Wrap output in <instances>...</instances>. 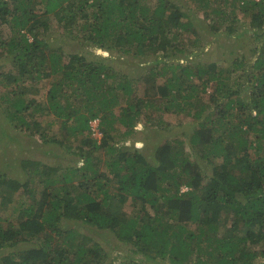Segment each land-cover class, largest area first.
<instances>
[{
  "label": "trees",
  "instance_id": "16d2710c",
  "mask_svg": "<svg viewBox=\"0 0 264 264\" xmlns=\"http://www.w3.org/2000/svg\"><path fill=\"white\" fill-rule=\"evenodd\" d=\"M187 1L195 14L179 15L175 0H0V49L17 69L3 70L0 84L20 85L24 77L51 84L45 99L5 97L8 122L38 136L33 141L44 156L59 145L78 158L65 167L22 158V180L0 174V250L33 244L13 255L18 264H264V0H218L217 6V0ZM237 11L250 20L259 46L247 66L244 56L233 61L236 74L228 84L216 62L198 60L217 40L200 36L192 20L199 14L197 19H205L199 29L228 36L235 33ZM54 22L69 26L93 49L87 55L49 49L38 33ZM97 50L137 62L121 73ZM94 54L106 61L90 60ZM183 58L190 60L181 64ZM209 86L210 102L218 100L214 117L210 102L201 99ZM183 91H190L184 99L194 111L185 114L194 121L186 132L160 139L162 121L151 117L154 134L142 128L141 147L110 144L106 133L98 145L87 141L93 120L99 127L118 123L128 130L154 105L184 112ZM28 103L41 117L50 116L51 124L30 131L35 120ZM58 121L65 126L61 139L50 136ZM149 136L160 139L156 147L148 146ZM72 137L76 143L69 144ZM102 152L112 157L115 185L102 183ZM3 191H21L24 198L13 204L22 205L15 222L4 213L12 204ZM110 241L117 247L111 258L103 246Z\"/></svg>",
  "mask_w": 264,
  "mask_h": 264
},
{
  "label": "rangeland",
  "instance_id": "374dc122",
  "mask_svg": "<svg viewBox=\"0 0 264 264\" xmlns=\"http://www.w3.org/2000/svg\"><path fill=\"white\" fill-rule=\"evenodd\" d=\"M173 1V0H171ZM176 4L179 3V10L178 14H190L194 13L196 11L193 10L194 7H190L188 5L187 0H175ZM219 1L213 2L214 6H217ZM189 6V11H188ZM192 8V9H191ZM192 15V14H190ZM237 15V21L234 22V28L235 33L232 35L224 36L220 35L218 37L210 36L205 30L199 29L201 26V22L205 21L203 17L200 15L201 19L199 18V14H196L198 16L196 19L192 20L193 26L199 31L200 36H207L212 40L216 41L215 44L208 45L204 50L201 51L200 56L198 57V60L200 62L205 63L207 66L208 64H211L213 62H216L217 69L223 72V76L227 75L230 79L225 80V83L229 84L230 80H233L235 73V66H233V61L240 58L241 56H244L243 63L245 66H247L248 63L252 62L253 60V52L254 48H258V44L255 43V40L251 34L250 31H255V28H251L249 25L250 20L243 17L240 12H236ZM193 17V16H190ZM184 19V18H183ZM2 33L4 35L8 34V30L5 26L1 28ZM77 32V30H76ZM225 34V33H223ZM39 38H43L50 44V48L57 49L63 51L66 54H78V55H87L85 54L86 50H92V47H89L88 45H85L84 40L81 37H76L75 33L71 32V29L69 26L61 27L55 22L53 23L51 28L48 29H40L38 33ZM259 43L261 41L259 40ZM48 49H45L47 51ZM4 51L0 49V74L7 70V67L9 69L7 71L15 73L17 72V69L14 68L13 65H11V61L13 59L10 58L9 55H6L3 53ZM58 53V52H56ZM102 54L104 57H109V64L112 66L115 71H120L121 73L128 72L129 64L137 62L135 59H132L130 57H125L120 53H113V55L110 56V54L106 52H101L100 50L96 51V55ZM119 57L121 59H119ZM88 58L92 61H106L105 59L95 56L94 55H88ZM171 59V58H170ZM148 60H152V57L148 58ZM174 61V59H171ZM190 58H183L181 59L180 63L184 64L185 62L189 61ZM64 62V61H63ZM10 66H13L10 68ZM4 70V71H3ZM3 74V73H2ZM18 77V76H17ZM232 77V78H231ZM3 78H8L7 75L4 74ZM0 82L1 81V75H0ZM19 84V83H18ZM14 84V83H2L0 84V174H6L11 178H17L19 180H22L23 172L19 169V161L22 158H31V159H39L45 160L48 164L57 165L59 164L62 167H65L67 165H76L78 158L74 155H70L69 152H67L62 146L55 145L51 147V150H53L51 153H48L46 156L42 154L43 150H40L38 148V145L34 143V141L38 142V136H36L34 139V135H31L30 132H24L20 131L19 129L15 128L14 125L17 124L16 122L14 125L9 124L8 119H10V110L8 109L7 112H5V108L8 106L6 103L3 104V99L6 97L10 101L15 99H21V95L28 96L29 98L34 97L35 99H38L40 97H43L45 99V95L50 88V81L40 79L38 81L31 80L30 77H24L22 83L20 85ZM232 88V87H231ZM137 88H135L136 90ZM135 95H139V91H135ZM193 91V88L191 89ZM207 92L205 94H201L202 101H206V103L210 102L209 96L211 95V87L209 86L207 89ZM201 89H198L197 93L200 92ZM194 92V91H193ZM185 97L191 98L190 91H183L180 95L179 102L181 103V106L185 109L184 112L180 114H176L173 110H166L165 104H163L161 111H159L158 107L156 105L145 108L143 110V117L139 120L140 124L136 125L134 129L131 128H125L121 126L118 123H113V126L111 129H106L105 127L100 126L99 127V121H97L96 125L90 124V132L89 137L87 138V141L92 143V141H95L96 144H100L101 138L104 136V134H109L111 137L109 139L110 144H124V145H131L136 144V147H141L142 144H144L143 139H140L138 137V132L142 128H147L150 133L148 135L154 134L152 131L153 123L150 122L148 119L151 117H157L162 121V124L160 123V128L157 129V134L160 136H169L171 133L176 132L175 134L184 133L186 132L187 128L191 125V123H194L192 120V117L187 116L185 117L186 113L194 112L191 108L188 107L187 101L184 99ZM215 100V98H212L211 100ZM211 101L212 105L209 103L207 110L211 111V117H214L217 115V111L214 109L215 106L218 105L217 101ZM28 102V101H27ZM29 102L31 103L32 100L30 99ZM31 106H34L36 103H31ZM216 104V105H215ZM29 105V103H28ZM121 105V104H120ZM118 105L115 107L112 112L114 115V119H117L119 117V109ZM215 105V106H214ZM29 105V111L33 115L32 118L35 120V122L30 126L29 130L33 132H39L41 128L45 126L46 123L48 125L51 124L50 116L46 115L42 116L37 111H34ZM44 109V108H43ZM12 111V110H11ZM236 115H240L242 118V111H236L234 110ZM13 112H15V109H13ZM26 115V112H24ZM239 113V114H238ZM23 113H18L17 118H21ZM45 115V113H44ZM28 117V116H27ZM30 118V117H28ZM26 118V119H28ZM32 118L30 120L34 121ZM20 121V120H18ZM27 122V120H26ZM236 124L239 122V119L235 117ZM47 126V125H46ZM53 126V125H52ZM65 126H63L61 121H58L54 128L52 129V132L50 134L53 138H63V129ZM159 127V126H157ZM152 128V129H151ZM156 128V127H155ZM159 130V131H158ZM130 132L126 134V132ZM132 131V133H131ZM152 133V134H151ZM145 138H147V136ZM158 136V137H159ZM149 136V140L146 141L148 143V146H155L158 138H151ZM139 138V139H138ZM158 139V140H160ZM34 140V141H33ZM76 143V141L73 139V137L68 142ZM67 143V144H68ZM9 147H12L11 149ZM5 149V150H4ZM49 150V151H51ZM4 156V157H2ZM102 159V168L99 171V175L103 178L102 183L108 182L110 185H115L114 179L117 178L116 171H113L112 167H110L108 164L112 162V157L107 156L105 153H101ZM5 158V160L3 159ZM79 163V162H78ZM80 164V163H79ZM109 178V180H108ZM1 184V183H0ZM40 187L37 188L36 191H34L33 196L37 192H39ZM185 190V188H183ZM5 196L6 200H11V206H9L4 213L8 212V218L16 221V218L20 211L18 209L22 206L14 207L13 204L20 203L24 200L22 199L21 191H19L16 195L12 196L8 192L3 191L2 197ZM12 197V198H11ZM72 197V196H71ZM11 198V199H10ZM28 204V203H26ZM23 204V205H26ZM126 208H130L129 201H126ZM25 207V206H24ZM2 207L0 205V213H2ZM18 211V212H17ZM2 216V215H1ZM4 217V214H3ZM193 228V227H192ZM32 243H24V245H16L14 247H7L2 250H0V261L5 262L7 260L13 259L12 264H18L19 260L17 258H13V255H15L19 251H25L32 247ZM104 246L105 252H107V255L109 258L113 256H116L115 252L112 251L111 248L117 250V247H112L113 244H111V241L106 243ZM120 249V247H119ZM123 252V251H122ZM114 253V254H112Z\"/></svg>",
  "mask_w": 264,
  "mask_h": 264
},
{
  "label": "built area",
  "instance_id": "2783aa9c",
  "mask_svg": "<svg viewBox=\"0 0 264 264\" xmlns=\"http://www.w3.org/2000/svg\"><path fill=\"white\" fill-rule=\"evenodd\" d=\"M97 121H98V120H93V121H91V124H92V125H96V124H97Z\"/></svg>",
  "mask_w": 264,
  "mask_h": 264
},
{
  "label": "clouds",
  "instance_id": "9594fccd",
  "mask_svg": "<svg viewBox=\"0 0 264 264\" xmlns=\"http://www.w3.org/2000/svg\"><path fill=\"white\" fill-rule=\"evenodd\" d=\"M256 1H258V0H256ZM182 191H184V190L182 189Z\"/></svg>",
  "mask_w": 264,
  "mask_h": 264
}]
</instances>
